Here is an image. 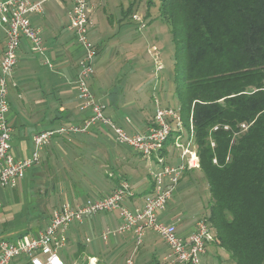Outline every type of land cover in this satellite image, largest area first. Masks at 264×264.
Masks as SVG:
<instances>
[{"label":"crops","instance_id":"1","mask_svg":"<svg viewBox=\"0 0 264 264\" xmlns=\"http://www.w3.org/2000/svg\"><path fill=\"white\" fill-rule=\"evenodd\" d=\"M92 4L87 35L97 47V55L94 59V73L88 84L95 98L106 103L105 113L109 118L129 134L144 132L151 124L154 106L150 111H146L142 106L145 99L143 89L146 75L144 67L139 63L136 37L120 39L126 36V33H119L123 20L108 10L112 5L109 0H92ZM100 8L104 18L99 16ZM70 9L71 0H45L42 12L29 14L31 25L40 32L42 49L34 51L30 41L22 39L17 50V62L10 77L7 122L11 130V151L17 159L29 158L36 151V134L65 129L50 136L37 149V161L24 175L36 184L39 193L44 196L42 201L31 205L34 209L40 208L41 212L29 217L27 211H14L15 206L7 212L15 218L25 217L28 224L33 219L39 223L34 227L28 225L25 229L18 228L19 225L14 226L8 233V237L14 240L22 234L37 235L44 230L53 211L62 204L67 202L76 206L88 199L110 194L121 180L126 179L133 190V195L122 201L128 208L141 205L144 196L151 191L149 171L155 168L153 161L141 157L128 145L119 144L108 126L95 123L86 131L67 130L70 126H80L91 116L89 109H80L74 83L81 49L67 29ZM106 24L109 26L106 27ZM149 25L151 23L140 27L146 29ZM140 27L138 29H141ZM111 33L116 34L114 37L117 41L113 42V46L105 55L102 47L103 36L110 41ZM4 43L5 33L0 27V63ZM152 47L155 46L147 50L149 54ZM149 88V85L145 87L148 92ZM152 96L151 94L149 98ZM164 100L165 106L178 107L177 99L173 95L171 101L166 96ZM164 150L166 161L179 163L180 150L175 148L174 139L165 143ZM194 170L190 169L186 174ZM182 183L187 187L191 184L189 179H180L166 210L159 218L175 223L177 232L185 236L194 230L199 217L190 219L180 205L171 204L179 195V191L187 189L180 186ZM101 213L86 217L81 224L74 223L69 227L67 244L75 245L73 253L81 255L79 264H86L91 257L95 258L97 264L99 262L96 255L89 251V248L92 250L93 247L91 238L86 237V241L91 243L86 249V246L77 240L78 230H94L99 234L103 228H116L120 223L117 210ZM145 235H148V232H145ZM131 239L134 240L131 233L125 234L115 237L112 243L125 248ZM146 240V245L141 247L149 256L145 264H165L164 255L158 251L161 244ZM79 244L82 245L80 252ZM206 245L204 254L211 247V259L219 261L222 248L210 242ZM138 256H135L136 264H139ZM62 258L67 260L66 252Z\"/></svg>","mask_w":264,"mask_h":264},{"label":"trees","instance_id":"2","mask_svg":"<svg viewBox=\"0 0 264 264\" xmlns=\"http://www.w3.org/2000/svg\"><path fill=\"white\" fill-rule=\"evenodd\" d=\"M131 5L122 13L134 21ZM157 18L174 46L173 96L187 134L191 119L211 242L232 264H264V0H159Z\"/></svg>","mask_w":264,"mask_h":264},{"label":"built area","instance_id":"3","mask_svg":"<svg viewBox=\"0 0 264 264\" xmlns=\"http://www.w3.org/2000/svg\"><path fill=\"white\" fill-rule=\"evenodd\" d=\"M45 0H0V27L5 33V43L0 63V188L14 187L24 177L26 171L37 161V149L57 132L65 129L48 130L34 136L36 151L29 158L17 159L11 151V130L7 122L8 93L10 77L17 62V50L22 39H28L32 50L42 49V38L38 29L31 25L29 14L42 12ZM92 0H71L67 29L81 49L77 62L75 87L80 100V109L91 111V116L80 126H70L67 130L82 132L95 123L108 126L119 144L128 145L141 157L153 161L155 168L149 171L151 191L143 198L141 205L128 208L122 201L133 195L129 182L121 180L118 186L107 195L91 198L84 203L72 206L67 202L53 211L47 227L37 235L22 234L16 240L0 237V264H11L15 258L24 260V264H67L59 255V250L67 244V234L71 224H81L86 217L100 212L118 211L120 223L116 228H108L100 235L106 240L113 235L130 232L134 238L132 253L125 259V264H136L135 253L142 244L146 231L151 230L159 235L168 248V257L178 264H200L205 253V246L213 240L204 219L198 220L194 230L182 236L176 225L159 218L168 201L174 194L184 172L199 168V158L193 142V127L189 120V133L183 139L184 125L179 107L163 106L154 95L153 115L150 126L144 132L127 133L125 129L109 118L106 103L98 101L88 81L94 73V59L97 47L88 38L87 28ZM134 20H139L136 14ZM152 55L160 70L159 53L152 47ZM248 124L239 125L240 132L246 130ZM226 130L228 125H214L212 130ZM175 132L174 146L180 150L179 163L173 164L165 160L163 149L171 133ZM234 142V137L231 143ZM211 146L214 142L210 140ZM229 160V156L226 158ZM216 164V158L212 159ZM1 207V202H0ZM88 240V238L86 239ZM70 264H77L71 262ZM86 264H96L95 258H89Z\"/></svg>","mask_w":264,"mask_h":264},{"label":"rangeland","instance_id":"4","mask_svg":"<svg viewBox=\"0 0 264 264\" xmlns=\"http://www.w3.org/2000/svg\"><path fill=\"white\" fill-rule=\"evenodd\" d=\"M152 1L154 4L148 7V0H136L135 3L133 2V0H109L112 5L108 9L115 17L123 20V24L120 28L119 33H126V36L124 35L120 39H127L126 37L131 36L136 37V47L138 50V56L140 57L139 63L144 67L146 75L143 89V95L145 99L142 103V106L146 111H150L152 109L154 95L157 96L156 98L160 101L161 105L165 106V96L169 101H171V97L174 91V46L168 26L162 23L157 18L159 0ZM129 3H132L131 14H136L139 20L132 21L131 18L123 16L122 12L129 6ZM98 12L99 16L104 18L105 15L102 12L101 8L98 10ZM151 19L152 22L149 27H147L146 29L140 27L146 23L148 24ZM105 26L107 27L109 25L106 24ZM139 27L141 29H138ZM115 35L116 34L113 33L109 35V37H111L110 41H108V38L103 36L102 41L104 42H102V47H104L103 52L105 55L107 54L110 47L113 46V42L117 41V39H115L114 37ZM153 45L156 47L159 53V64L161 65L160 70L157 68L156 62L152 57V55L154 54V50H151V54L147 52V50ZM148 85L150 86L149 92L145 89V87ZM151 88H154V90H151ZM151 94L153 96L152 98H149ZM236 134H238V132H235L233 136H235ZM182 135L183 139L185 140L187 137L186 130L183 131ZM182 177L184 179L186 178V180L189 179V182L191 184H189L187 187L185 183H182L180 186H182L183 188L187 187V189H181L182 191H179V195L175 197L174 201L171 204L180 205L183 208L184 213H187L190 219H197L199 217L198 220H202L208 212L207 200L209 198L207 183L203 177V174L199 169H195L188 174L185 173ZM183 178L181 179L183 180ZM0 190V202L2 206L0 207V237H7L8 239L9 230L14 226L19 225L18 228L25 229L26 227H34L39 224L35 219H33L30 224H28L26 223L27 220L25 217L15 218L13 214L7 213L13 206H15L13 209L14 211H27L29 213V217L41 212L40 208L34 209L31 205L36 202L42 201L44 199V196L39 193L36 184L29 181L27 175L17 182L15 188L7 186ZM101 214H105V212H102ZM108 228L112 227L103 228L101 232L105 231ZM83 231L78 230L79 233L77 236V240L81 241V243H83L87 249L89 248V246H91V243L86 241V237L91 238L93 247L92 250L90 247L89 251H91L92 254L96 255L99 262L98 264H125V259L132 253L134 246L133 239H131V242L128 243V247L126 246L125 248L116 246L114 243H112L115 237L130 234L129 232L119 235L116 234L108 237L106 240H102L100 238L101 232L98 234V232H95L94 230L92 232ZM146 232H148V235L144 234L142 238L143 242L135 253V256H138V253H140V255L138 256L139 262H136H138L139 264H145V261L149 258V256L145 254L144 249H141L143 245H146V239H148L150 242L155 241L158 244H161L158 251L159 253H162L161 255H164L165 264H178L177 262H172L171 258L168 257V248L166 245H164L159 235L151 230H148ZM9 240L14 239L9 238ZM211 243L215 245L214 242ZM206 247L207 245L205 246V250ZM74 250V244H67L58 252L62 257L64 252L67 253V260L64 259L67 264H70L74 261L75 263L79 264L81 255L78 256L74 254ZM220 252L222 253H220L219 261H217L215 258L211 259L213 256V250L211 247H209L207 253L201 256L200 264H230L227 260V252L224 249H222V251ZM11 264H24V260L21 258H15Z\"/></svg>","mask_w":264,"mask_h":264}]
</instances>
